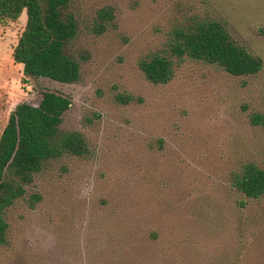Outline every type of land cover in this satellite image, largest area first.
I'll return each instance as SVG.
<instances>
[{
    "label": "rangeland",
    "instance_id": "rangeland-1",
    "mask_svg": "<svg viewBox=\"0 0 264 264\" xmlns=\"http://www.w3.org/2000/svg\"><path fill=\"white\" fill-rule=\"evenodd\" d=\"M105 6L115 17L97 34ZM67 11L78 22L67 47L80 61L76 83L24 82L11 53L25 10L0 26V128L17 103L59 91L71 100L61 130L83 134L89 150L34 175L6 212L0 264H264L263 205L238 208L230 183L245 160L264 167V127L248 119L264 113V68L234 77L186 57L154 84L139 67L167 51L175 25L213 12L264 61V0H70Z\"/></svg>",
    "mask_w": 264,
    "mask_h": 264
},
{
    "label": "trees",
    "instance_id": "trees-1",
    "mask_svg": "<svg viewBox=\"0 0 264 264\" xmlns=\"http://www.w3.org/2000/svg\"><path fill=\"white\" fill-rule=\"evenodd\" d=\"M70 0H0V26L16 21L25 10V26L17 38L11 57L22 65L23 80L49 78L60 83H76L81 77L80 61L68 53L78 22L67 11ZM111 7L96 11L92 30L101 34L113 21ZM259 31L264 33V28ZM167 51L153 53L139 61L146 79L165 84L174 75L175 60L191 58L218 66L234 77L256 76L264 68L263 59L249 51L232 35L219 13L191 16L175 25L168 36ZM126 102L129 97L118 96ZM71 105L62 92L44 90L38 104L21 101L0 128V245L7 241L6 212L27 194V186L47 162L66 155L84 156L88 147L83 134L61 130L63 114ZM246 108V107H245ZM251 125L264 127V113L248 114ZM161 142V141H160ZM233 190L240 195L238 208L258 202L264 213V167L245 160L230 176ZM40 195L29 196L33 207Z\"/></svg>",
    "mask_w": 264,
    "mask_h": 264
}]
</instances>
